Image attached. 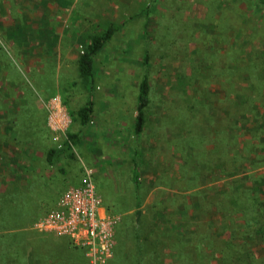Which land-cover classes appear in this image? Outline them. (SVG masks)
Returning <instances> with one entry per match:
<instances>
[{
	"label": "rangeland",
	"instance_id": "rangeland-1",
	"mask_svg": "<svg viewBox=\"0 0 264 264\" xmlns=\"http://www.w3.org/2000/svg\"><path fill=\"white\" fill-rule=\"evenodd\" d=\"M109 31L87 83L79 56ZM91 95L85 127L72 113ZM70 133L82 141L66 150ZM87 173L108 264L180 263L168 232L198 240L202 264L229 263L210 253L227 245L264 264V0H0V264H88L36 228Z\"/></svg>",
	"mask_w": 264,
	"mask_h": 264
},
{
	"label": "built area",
	"instance_id": "built-area-1",
	"mask_svg": "<svg viewBox=\"0 0 264 264\" xmlns=\"http://www.w3.org/2000/svg\"><path fill=\"white\" fill-rule=\"evenodd\" d=\"M107 217L90 173L79 186L70 187L42 214L36 228L45 233L68 236L85 252L88 264H108L115 240L106 229Z\"/></svg>",
	"mask_w": 264,
	"mask_h": 264
},
{
	"label": "trees",
	"instance_id": "trees-1",
	"mask_svg": "<svg viewBox=\"0 0 264 264\" xmlns=\"http://www.w3.org/2000/svg\"><path fill=\"white\" fill-rule=\"evenodd\" d=\"M112 37H113V32L109 31L102 36H96L95 38L92 39L91 43L85 44L84 50L82 54L79 56V60H78V64L80 68V75L83 81L88 83V82H92V80L94 79L95 77V69H94L95 58L102 51L104 46L111 40ZM147 96H148L147 79H145L140 86V92H139V97H138L139 105H138V115L136 117V127H135V134L137 136L141 135L144 129L145 108L148 104ZM94 106H95V103H94L93 95H91L90 98L87 100L86 104L82 108H80L78 111L73 112L72 114L80 121L81 125L87 127L92 120L94 109H95ZM81 141H82L81 134L70 133L67 135L64 149L72 150L74 147L78 146L81 143ZM61 153L62 151H58V152L52 151L50 161H54L55 160L54 158H57L58 155ZM238 194L240 195L238 197V201L240 202V204L241 205L247 204V198L245 197V195L242 193H238ZM231 211L236 212L235 209ZM216 213H221L222 215H226V212L221 209H216L214 215H216ZM236 213L240 215L239 211H237ZM233 215H235V213ZM260 231H262V229H260ZM196 232L198 235L201 234V232L194 229L195 234ZM168 238H169V241H173L172 245L177 246V247H173L175 248V251L178 252L180 256V261H179L180 263H177V264H192L194 260L191 255L198 257L197 262H194L193 264H202L201 259L204 258L208 254V250L204 251V247L199 246L200 244H198V240H196L197 242L196 246L191 247L193 248V250L188 251L185 246V243H187V239L184 237V235H180L177 238V240H175V238L171 236V232H168ZM13 247H16V246H13ZM18 250H16L14 253L16 254L17 252H19ZM212 252H219L222 254L223 258L230 260L229 263L221 260L220 264H234V263L238 264L240 262V260L234 259V256H235L234 250L233 248H230L228 245L223 249V251L221 248H215L210 251V253ZM21 258H22L21 256H18L17 260L20 259L21 261ZM262 260L263 259L261 258H258V259L256 258V260H254L253 262H250V264H261ZM244 262L242 261V264H244Z\"/></svg>",
	"mask_w": 264,
	"mask_h": 264
},
{
	"label": "crops",
	"instance_id": "crops-1",
	"mask_svg": "<svg viewBox=\"0 0 264 264\" xmlns=\"http://www.w3.org/2000/svg\"><path fill=\"white\" fill-rule=\"evenodd\" d=\"M69 188V187H68Z\"/></svg>",
	"mask_w": 264,
	"mask_h": 264
}]
</instances>
